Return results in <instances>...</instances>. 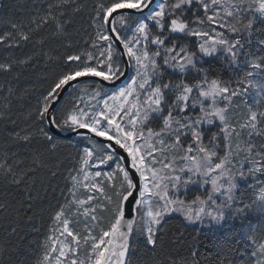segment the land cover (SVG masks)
I'll list each match as a JSON object with an SVG mask.
<instances>
[{"label": "snow or ice", "instance_id": "6c2138e0", "mask_svg": "<svg viewBox=\"0 0 264 264\" xmlns=\"http://www.w3.org/2000/svg\"><path fill=\"white\" fill-rule=\"evenodd\" d=\"M86 7L83 0H46L27 23L0 33V44L42 46L51 38L72 49L69 30ZM89 17L94 35L82 50L67 52L63 71L28 114L34 125L23 134L11 130L0 155V177L23 185L18 211L31 222L35 201L42 199L33 194L36 173L60 175L61 162L53 170L51 161L62 134L88 141L65 145L77 151L75 164L33 264H133L136 236L155 253L174 214L187 225L227 226L223 245L239 252V264H264V180L258 179L264 177V0H98ZM45 29L48 36H40ZM33 59L0 61V73ZM105 83L115 87L105 91ZM13 94L7 89L0 120L15 124ZM242 96L252 101L246 112L237 103ZM21 145L34 147L30 159L13 150ZM247 189L255 197L246 202ZM7 210L0 203V211ZM17 235L11 227L0 264H24L12 258L27 255L12 245ZM190 255L170 257L167 264H200L198 251Z\"/></svg>", "mask_w": 264, "mask_h": 264}, {"label": "trees", "instance_id": "16d2710c", "mask_svg": "<svg viewBox=\"0 0 264 264\" xmlns=\"http://www.w3.org/2000/svg\"><path fill=\"white\" fill-rule=\"evenodd\" d=\"M45 2L46 0H0V33L9 30L12 23H27L28 18L42 9ZM97 2L98 0H83L87 7L85 11L75 17L74 27L69 30L74 45L72 49H66L60 40L51 38H48L42 46L35 44L34 41L21 44L19 48H9L5 44H0V61L24 59L29 55L34 57L30 65L17 66L16 70L11 73H0V111H6L4 96L7 95V89L11 88L14 94L11 97L12 104L9 115L11 120L16 122L13 124L7 119L0 120V155L9 146L11 130L15 129L23 134L22 130L30 129L34 125V119H30L28 114L35 111L42 94L50 87L56 76L63 71V58L67 52L82 50L86 46L85 41L89 39L90 35H94V29L89 25V13ZM49 32L50 29H45L40 33V36H48ZM45 52L48 53V56L43 55ZM212 63L216 64L215 61ZM36 143L34 142V145ZM69 143L76 142L61 138L60 150L51 161L53 170H55V164L58 161L61 162L60 175L52 178L48 169H40L36 173L37 183L33 194L39 192L42 199L35 201L31 222L28 221L24 211H18L26 198L23 185L17 188L7 184L0 177V203L8 205L7 211H0V246H3L8 239L11 227H17L18 235L11 238L12 245L16 246L21 253H27V255L13 253V261L19 259L24 264H33V260L39 252L38 243L44 239L48 232L49 217L59 200L60 189L66 183L67 170L75 164L74 158L77 151L65 147ZM13 150L18 152L20 158L28 156L30 159L34 147L13 146ZM41 182L49 188L47 193L41 187ZM52 187H57L55 193L51 192ZM34 228H39L40 231L35 232ZM226 228L227 226L219 230L216 228L210 230L197 225H187L181 216L173 215L168 218L162 245L156 249L155 253L143 247L144 237L142 235L136 236L138 250L133 256V264H145L149 257H153L155 264H167L170 257L177 260L180 258L191 260L190 253L193 250L198 251L200 264H220L222 259L225 264H229L230 261H236L239 264V252H229L223 245L222 237ZM180 232L183 233V239L177 241L175 237ZM21 236L24 238L23 240L20 239ZM234 247L242 249L243 245L235 244Z\"/></svg>", "mask_w": 264, "mask_h": 264}, {"label": "rangeland", "instance_id": "374dc122", "mask_svg": "<svg viewBox=\"0 0 264 264\" xmlns=\"http://www.w3.org/2000/svg\"><path fill=\"white\" fill-rule=\"evenodd\" d=\"M75 91H76V89H73L71 92H75ZM105 91H110V89H106L105 88ZM79 95L84 96L85 101H88V97L84 93H79ZM91 102L92 103H95V101H91ZM237 103L239 104V107H240L241 111L242 112H246L249 103H252V101H250L248 97L242 96V97H240L238 99ZM75 142L76 143L79 142V145L81 147L82 146H85V145H88V141L87 140L77 139V140H75ZM102 168H103L104 171L110 170L107 166H102ZM258 179L259 180H264V177H260L259 174H258ZM251 183L254 185V187H258L259 186V184L257 183V179H253L251 181ZM192 190H194V193L196 192V188L195 187ZM199 191L202 192L203 191V188H200ZM192 194L193 193H189V196H191ZM254 197H255V191H254V189H247L244 192V198H245L246 202L247 201H250ZM174 215H178V214H174ZM250 216L255 217L256 216V212L253 211L252 213H250ZM105 219H106V221H105V224H106L107 223V214H105ZM205 223H207V221H205ZM197 226L202 227V228H205V229H208L204 225H197ZM74 227H76L77 230H80V229H82L83 225L82 224L81 225H75Z\"/></svg>", "mask_w": 264, "mask_h": 264}, {"label": "water", "instance_id": "95a60500", "mask_svg": "<svg viewBox=\"0 0 264 264\" xmlns=\"http://www.w3.org/2000/svg\"><path fill=\"white\" fill-rule=\"evenodd\" d=\"M130 74V73H129ZM84 79H88V78H84ZM93 79H98V78H93ZM126 80L123 81V83H125ZM116 85H122V81H117ZM114 85H108L105 83L104 88L106 89H112L114 88ZM74 88H69L68 91L71 92ZM65 96H67V93L64 94ZM82 132H86V130H81ZM64 139H68V140H77V139H81L80 137L76 136L75 134H70V133H64L62 134V137ZM98 140H102L103 138H96Z\"/></svg>", "mask_w": 264, "mask_h": 264}]
</instances>
